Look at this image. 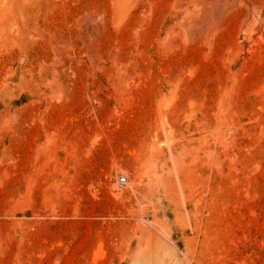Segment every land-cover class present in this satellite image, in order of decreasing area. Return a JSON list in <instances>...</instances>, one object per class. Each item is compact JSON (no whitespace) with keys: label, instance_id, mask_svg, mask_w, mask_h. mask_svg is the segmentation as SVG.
Masks as SVG:
<instances>
[{"label":"rangeland","instance_id":"rangeland-1","mask_svg":"<svg viewBox=\"0 0 264 264\" xmlns=\"http://www.w3.org/2000/svg\"><path fill=\"white\" fill-rule=\"evenodd\" d=\"M0 264H264V0H0Z\"/></svg>","mask_w":264,"mask_h":264},{"label":"built area","instance_id":"built-area-1","mask_svg":"<svg viewBox=\"0 0 264 264\" xmlns=\"http://www.w3.org/2000/svg\"><path fill=\"white\" fill-rule=\"evenodd\" d=\"M128 184V179L126 177L121 178L120 187H124Z\"/></svg>","mask_w":264,"mask_h":264},{"label":"bare ground","instance_id":"bare-ground-1","mask_svg":"<svg viewBox=\"0 0 264 264\" xmlns=\"http://www.w3.org/2000/svg\"><path fill=\"white\" fill-rule=\"evenodd\" d=\"M122 189V188H121ZM120 196H123V193H120Z\"/></svg>","mask_w":264,"mask_h":264}]
</instances>
